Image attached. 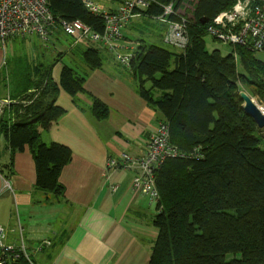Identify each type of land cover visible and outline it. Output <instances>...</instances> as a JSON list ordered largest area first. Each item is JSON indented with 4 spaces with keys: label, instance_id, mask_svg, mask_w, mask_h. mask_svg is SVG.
<instances>
[{
    "label": "trees",
    "instance_id": "trees-1",
    "mask_svg": "<svg viewBox=\"0 0 264 264\" xmlns=\"http://www.w3.org/2000/svg\"><path fill=\"white\" fill-rule=\"evenodd\" d=\"M156 1L149 10L152 15L162 13L160 4L173 0ZM235 1L198 0L189 23L190 42L182 52L142 37L155 26L158 33L151 37L164 42L166 26L151 18L132 23L138 37L126 35L137 41L136 57L126 69L140 95L158 112L159 121L168 122L171 142L181 152L200 154L170 158L157 171L158 235L150 264H264V132L245 113L239 95L245 86L251 96L264 100V60L259 56L264 52L235 45L232 53L223 55L218 49L210 51L206 43L208 23ZM50 9L56 18L81 19L104 30L102 18L83 0H50ZM105 50L73 45L71 40V56L83 63L79 69L73 60H61L64 52L50 61L44 53L33 56L23 48L0 78V96L9 90L6 97L12 101L0 120V134L13 153L31 149L37 190L51 195L49 202L65 193L60 175L73 150L65 143L43 142L41 131L65 113L57 103L62 89L73 97L86 91V78L102 67ZM60 62L58 83L53 70ZM92 99V114L106 118L109 107Z\"/></svg>",
    "mask_w": 264,
    "mask_h": 264
},
{
    "label": "crops",
    "instance_id": "crops-1",
    "mask_svg": "<svg viewBox=\"0 0 264 264\" xmlns=\"http://www.w3.org/2000/svg\"><path fill=\"white\" fill-rule=\"evenodd\" d=\"M26 50L33 56L40 52L34 46ZM67 50L70 46L60 50L61 60L68 58L70 64ZM104 57L102 67L89 72L84 93L73 97L61 90L57 103L63 99L58 104L66 111L41 131L43 142L65 143L73 150L60 175L63 197L47 201L51 195L36 187L31 149L13 153L0 134V224L6 242L24 244L36 264H150L157 205L133 188L138 168L108 171V160L123 153L143 155L159 114L115 55L105 50ZM61 71L62 62L53 70L58 83ZM93 97L109 107L106 118L92 114Z\"/></svg>",
    "mask_w": 264,
    "mask_h": 264
},
{
    "label": "built area",
    "instance_id": "built-area-1",
    "mask_svg": "<svg viewBox=\"0 0 264 264\" xmlns=\"http://www.w3.org/2000/svg\"><path fill=\"white\" fill-rule=\"evenodd\" d=\"M85 7L102 18L104 30L99 32L81 19L56 18L50 9V0H0V47L18 36L36 35L47 41L57 30L66 33L73 45L98 47L112 52L126 68L136 57L137 44L127 39L132 22L142 17L151 18L166 26L164 42L179 52L190 42V21L179 11L178 1L160 4L162 13H149L156 0H83ZM206 32L214 40L243 45L255 52H264V0H236L234 5L220 12L208 23ZM12 101L0 99V120ZM193 152L183 153L171 142L168 122L159 121L149 137L146 151L139 157L123 153L108 160V171L120 168H138L133 188L148 196L158 206L160 193L156 174L170 158L199 157ZM114 191L118 185L111 186ZM157 207V211H158ZM50 241L45 242V245ZM44 245V244H43ZM42 245V246H43ZM26 260V262H24ZM0 264H36L24 244L16 246L6 242V229L0 224Z\"/></svg>",
    "mask_w": 264,
    "mask_h": 264
},
{
    "label": "rangeland",
    "instance_id": "rangeland-1",
    "mask_svg": "<svg viewBox=\"0 0 264 264\" xmlns=\"http://www.w3.org/2000/svg\"><path fill=\"white\" fill-rule=\"evenodd\" d=\"M177 1H178L177 2L178 6H179V11L191 23L194 20V10H195V6H196V3L198 0H177ZM134 22H132V23H134ZM129 30H130L131 36H135V37L139 36V32H135L131 28H129ZM155 32L158 33L157 28H155V26H151V27L147 28L145 33H143L141 35L148 43H156L158 45H161V46H164L168 49H171L172 51H178L176 48L166 44L165 42H163L159 38L151 37L152 34H154ZM71 40L72 39L63 31H60V32L55 31V33L53 35H51L47 41L40 40L36 35L18 36V37L11 38V39L7 40L5 48L0 47V78H2V76H3L4 70L6 69V65L8 64V61L15 54H18L17 53L18 51L20 53L21 49L32 48V46H34L36 49H39V51L41 53H44L46 55L47 60L51 61L52 59L57 57L60 50H62V49L64 50L65 48L70 46ZM136 42L137 41H134L135 44H137ZM206 43H207V48L210 51L218 49L221 51V53L223 55H228V54L232 53L234 50V46L232 44L224 43L221 41H216L210 35L206 36ZM67 51L71 53L70 50H67ZM263 55H264V53L259 54L260 57ZM69 59H70V61L73 60L74 63L80 69L81 65L83 64L80 58L71 57V54H70ZM66 63L69 64L68 58L66 60ZM237 66H238V69L240 71L243 70V67H242V64H241V61L239 58L237 59ZM0 86H1V89L4 88V82H1ZM242 90H246L250 94V92L247 90V88L245 86L244 87L242 86ZM8 93H9V90H7V91L3 90V94L0 97H6L8 95ZM253 98L264 109V100L261 99L259 96H253ZM63 102H64V100L60 99L58 103L60 104ZM261 130H262V132H264V128ZM33 260L38 261L36 257H33Z\"/></svg>",
    "mask_w": 264,
    "mask_h": 264
},
{
    "label": "water",
    "instance_id": "water-1",
    "mask_svg": "<svg viewBox=\"0 0 264 264\" xmlns=\"http://www.w3.org/2000/svg\"><path fill=\"white\" fill-rule=\"evenodd\" d=\"M203 23L207 22V19L202 20ZM239 95L243 101L242 108L247 115L253 118L259 129L264 128V109L261 107L246 90H241Z\"/></svg>",
    "mask_w": 264,
    "mask_h": 264
}]
</instances>
